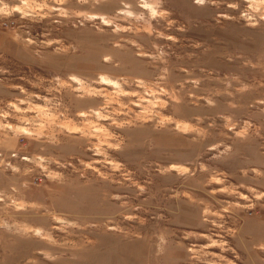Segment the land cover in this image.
Instances as JSON below:
<instances>
[{
	"label": "rangeland",
	"instance_id": "1",
	"mask_svg": "<svg viewBox=\"0 0 264 264\" xmlns=\"http://www.w3.org/2000/svg\"><path fill=\"white\" fill-rule=\"evenodd\" d=\"M0 264H264V0H0Z\"/></svg>",
	"mask_w": 264,
	"mask_h": 264
},
{
	"label": "bare ground",
	"instance_id": "2",
	"mask_svg": "<svg viewBox=\"0 0 264 264\" xmlns=\"http://www.w3.org/2000/svg\"><path fill=\"white\" fill-rule=\"evenodd\" d=\"M101 19H102V18H101ZM70 78H71L72 80H74V81H77L76 77H74V76H70ZM99 79H100V82H101L102 84H108V85H113V84H114L113 81H112L111 79H108V78H106L105 76H100ZM94 112L97 113V111H94ZM83 115H84V114H83Z\"/></svg>",
	"mask_w": 264,
	"mask_h": 264
}]
</instances>
